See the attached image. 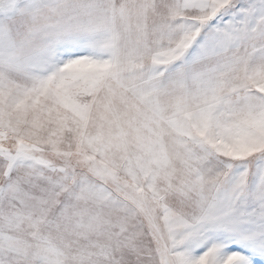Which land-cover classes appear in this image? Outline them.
Here are the masks:
<instances>
[{
  "label": "snow or ice",
  "instance_id": "snow-or-ice-1",
  "mask_svg": "<svg viewBox=\"0 0 264 264\" xmlns=\"http://www.w3.org/2000/svg\"><path fill=\"white\" fill-rule=\"evenodd\" d=\"M0 264H264V0H0Z\"/></svg>",
  "mask_w": 264,
  "mask_h": 264
}]
</instances>
